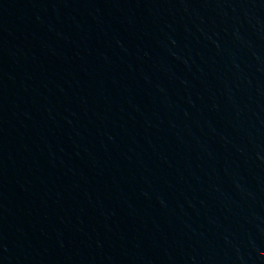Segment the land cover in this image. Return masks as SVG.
Listing matches in <instances>:
<instances>
[{
  "label": "water",
  "instance_id": "1",
  "mask_svg": "<svg viewBox=\"0 0 264 264\" xmlns=\"http://www.w3.org/2000/svg\"><path fill=\"white\" fill-rule=\"evenodd\" d=\"M0 264H264V0H0Z\"/></svg>",
  "mask_w": 264,
  "mask_h": 264
}]
</instances>
